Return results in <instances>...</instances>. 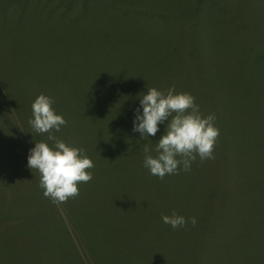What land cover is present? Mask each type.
Wrapping results in <instances>:
<instances>
[{
  "label": "trees",
  "instance_id": "trees-1",
  "mask_svg": "<svg viewBox=\"0 0 264 264\" xmlns=\"http://www.w3.org/2000/svg\"><path fill=\"white\" fill-rule=\"evenodd\" d=\"M99 11L90 23L87 15ZM137 14L146 21L180 19L145 10L130 11L127 19ZM109 15L106 0H0L2 263L264 264L263 35L228 28L235 40L221 41L224 34L213 29L218 22L204 25L202 12L193 10L186 25L142 32L137 44L138 30ZM120 22L121 84L106 91L95 83H106V44L113 63L117 52L106 29ZM173 86L176 94L195 97L205 117L215 114L220 135L215 159L197 157L190 171L181 165L179 174L161 180L144 167L143 148L157 155L167 121L142 140L133 120L147 88L166 93ZM41 94L67 121L54 135L85 149L94 163L92 181L66 203L46 198L39 172L28 167L36 142L53 144L28 123ZM173 212L189 221L185 227L163 222Z\"/></svg>",
  "mask_w": 264,
  "mask_h": 264
},
{
  "label": "clouds",
  "instance_id": "clouds-1",
  "mask_svg": "<svg viewBox=\"0 0 264 264\" xmlns=\"http://www.w3.org/2000/svg\"><path fill=\"white\" fill-rule=\"evenodd\" d=\"M53 104L54 100L43 94L32 104L33 118L28 123L35 133L47 134V140L53 144L36 142L28 156V167L39 172L40 187L46 198L53 203H66L79 196L81 183L92 181L94 163L85 149L72 147L54 135L67 125V121L56 114ZM140 108L143 109L142 115ZM140 108L136 109L133 132L139 133L142 140L155 137L160 131L158 125L167 121L165 134L155 144L157 155L149 154L146 144L143 148L144 167L152 175L163 180L166 175L179 174L181 165L183 171H190L197 157L201 162L215 159L220 135L215 124L216 116L205 117L191 94H176L174 86L166 93L147 88V94L140 98ZM162 220L173 229L183 228L189 222L175 212L171 216H162ZM190 222L194 226L196 218L192 217Z\"/></svg>",
  "mask_w": 264,
  "mask_h": 264
},
{
  "label": "rangeland",
  "instance_id": "rangeland-1",
  "mask_svg": "<svg viewBox=\"0 0 264 264\" xmlns=\"http://www.w3.org/2000/svg\"><path fill=\"white\" fill-rule=\"evenodd\" d=\"M23 7L24 5L19 8ZM95 9L102 8L101 6H97ZM141 10L169 13L180 19L171 22L163 18L151 17L146 21L138 14L127 19L128 12ZM193 10H199L202 12V15L204 16L202 23L204 25L218 22L217 25L219 27H214L213 29L215 30V34H224L225 40L222 39L221 41L231 43V40H235L234 36L231 38L229 37L227 30L228 28L237 27L251 28L255 35L259 36L260 34V36L263 35L264 37V0H106V15L108 18H111L109 14L116 13L122 22L126 21L129 23L127 29L134 30L135 32L138 30L134 37L137 44L143 39L141 36L142 32L148 35V30H154L158 27L164 26L167 29H170L180 28L186 25L183 18L188 22L189 13ZM84 12H86V10ZM89 15L92 16L90 17ZM93 15L96 16V18H99V16L102 15V11L88 14L87 16L91 18L90 23L96 21L95 18H92ZM89 27L90 32L93 34L94 30L92 29V24ZM116 29V31L114 30L115 34H112L114 31L106 29V41L107 39H113L117 46V52L113 53L115 55L114 63L108 52V44H106V83L103 81L101 83H95V85H101L104 87L106 91L111 89L117 91L116 87H119L121 84L120 76L123 72V56H125L124 44H126L124 41L125 27L124 25L122 26V23L120 22V25L116 26ZM258 29L260 30L258 31ZM117 31L119 32V35L117 34ZM108 36L110 38H108ZM151 37L154 40L159 39L153 33H151ZM112 64H114V69L112 68ZM84 71L89 74L91 69H88L86 66ZM74 72L77 75L82 74L81 66L79 64H75ZM91 75H93V73ZM26 80L27 79H25L24 82H27ZM91 84L93 86L94 83ZM0 259V264H4L2 262L5 258L0 255Z\"/></svg>",
  "mask_w": 264,
  "mask_h": 264
}]
</instances>
